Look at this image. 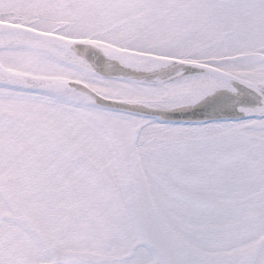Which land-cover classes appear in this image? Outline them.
<instances>
[{
  "label": "snow or ice",
  "instance_id": "obj_1",
  "mask_svg": "<svg viewBox=\"0 0 264 264\" xmlns=\"http://www.w3.org/2000/svg\"><path fill=\"white\" fill-rule=\"evenodd\" d=\"M0 264H264V0H0Z\"/></svg>",
  "mask_w": 264,
  "mask_h": 264
}]
</instances>
